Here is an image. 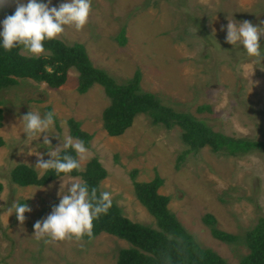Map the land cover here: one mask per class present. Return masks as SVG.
<instances>
[{"label": "rangeland", "instance_id": "374dc122", "mask_svg": "<svg viewBox=\"0 0 264 264\" xmlns=\"http://www.w3.org/2000/svg\"><path fill=\"white\" fill-rule=\"evenodd\" d=\"M64 2L51 0L49 7ZM4 7L14 14L16 0ZM4 19L0 17V30ZM230 19L259 26L264 21V0H92L87 24L80 30L66 26L56 39L81 43L92 66L115 83L126 82L138 70L141 91L202 120L212 131L261 143L256 150L239 155L213 152L207 145L188 150L177 125L153 124L145 114L135 115L120 135L109 136L100 119L109 98L97 83L78 93L73 68L58 88L17 78L15 84L0 89V264H114L119 249L129 246L104 232L90 240L47 244L33 236L35 222L58 206L60 190L66 192L65 185L82 180L64 175L41 186H18L9 173L15 164L25 163L40 175L44 170L35 167L37 153L50 159L47 153L70 136L69 118L90 135L80 171L91 157L100 162L106 176L98 182V190L112 194L122 216L155 227L134 195L129 174L136 169L134 180L148 181L157 173L162 179L157 193L169 197L166 207L184 229L227 263L238 262L247 252L244 232L264 217V61L256 64L239 45L226 43ZM120 29L125 38L121 44L116 38ZM259 43L264 51V36ZM20 53L29 55L22 48ZM199 105L208 109L198 111ZM47 106L55 117L47 133L51 146L43 144L44 133L29 141L20 122L29 111L43 116ZM14 202L32 209L24 214L23 224L15 213L9 216ZM206 213L213 216L216 228L237 240L225 243L212 237L202 221Z\"/></svg>", "mask_w": 264, "mask_h": 264}, {"label": "trees", "instance_id": "16d2710c", "mask_svg": "<svg viewBox=\"0 0 264 264\" xmlns=\"http://www.w3.org/2000/svg\"><path fill=\"white\" fill-rule=\"evenodd\" d=\"M12 14L13 12L5 7L0 8V17ZM116 38L120 44L124 42L123 29H120ZM43 44L47 54L39 57L22 55V47H15L7 52L0 47V89L15 84L17 78H30L44 82L50 88H58L65 82L67 70L73 68L77 72L78 93H84L92 83H97L109 98V103L100 114L101 126L109 136L120 135L130 126L135 115L145 114L153 124H161L166 128L177 125L181 129V140L187 144L188 150L194 151L207 145L213 152L239 155L263 146L255 140L235 139L212 131L202 120L191 114L178 112L161 104L152 93L139 89L138 70H135L126 82L115 83L102 69L92 66L81 43L74 42L69 45L59 39H52L45 40ZM203 109L208 107H197L198 111ZM47 112H51L48 106ZM1 118L0 108V120ZM67 124L70 136L83 140L87 147L90 135L80 130L79 123L71 118L67 120ZM2 143L0 138V146ZM67 153L76 158L73 149L69 148ZM63 154L62 152L61 155ZM136 172V169H132L129 174L134 195L153 217L155 227L130 221L121 215L120 208L112 202L106 214H100L93 220L92 237L85 235L84 239L90 240L98 233L104 232L126 241L129 246L119 249L114 264H229L210 248L201 247L168 210L166 205L169 197L157 193L162 183L157 173L148 181H135ZM64 175L79 176L82 182L88 185L89 190L95 187L99 196L98 182L106 176V172L100 162L91 157L83 170H73L59 176L54 170H44L38 175L25 163L15 164L9 173L10 180L18 186H41ZM202 221L215 239L225 243L237 240L236 235L216 228L212 215L206 213ZM242 243L247 252L240 256L236 264H264V217H259L256 223L244 232Z\"/></svg>", "mask_w": 264, "mask_h": 264}, {"label": "clouds", "instance_id": "9594fccd", "mask_svg": "<svg viewBox=\"0 0 264 264\" xmlns=\"http://www.w3.org/2000/svg\"><path fill=\"white\" fill-rule=\"evenodd\" d=\"M8 3L9 0H0V8ZM50 3L51 0H48V3L27 0L25 4L16 0L14 14L6 16L2 21L0 47L6 52L15 47H22L27 54L39 57L45 52V40L56 39L64 33L66 26H74L80 30L87 24L92 0H66L58 7H49ZM261 36H264V21L257 26L247 20H228L226 43L239 45L248 57L254 58L255 63L260 65L261 61H264V51L259 43ZM49 71L51 72V69ZM250 83L252 86L251 81ZM20 122L23 125L22 132L29 141L37 140L44 133L43 144L51 146L50 135L47 133L54 127V112H47L42 116L38 111H29L20 118ZM69 148L75 151L78 159L67 153ZM88 152L89 149L85 147L83 140H74L67 136L63 143L47 153L50 159L44 160L43 156L37 153L35 167L45 171L54 170L57 176L61 173H71L73 170H80V161L85 159ZM66 186V192L60 190L58 193L61 197L58 206H54L45 219L37 220L33 225V236L37 241L43 240L47 244L81 241L85 235L91 238L93 220L100 214H106L111 207L112 194L108 191L100 192L98 196L97 189L93 187L89 190L85 182H73L65 185L64 189ZM31 210L28 205L20 202H14L8 208L9 216L15 213L21 224L26 219L24 214Z\"/></svg>", "mask_w": 264, "mask_h": 264}]
</instances>
